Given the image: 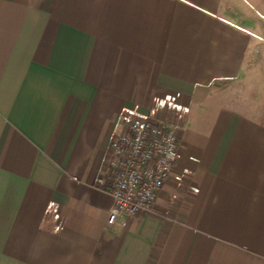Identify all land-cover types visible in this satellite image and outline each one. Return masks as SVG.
I'll return each instance as SVG.
<instances>
[{
  "label": "crops",
  "instance_id": "crops-1",
  "mask_svg": "<svg viewBox=\"0 0 264 264\" xmlns=\"http://www.w3.org/2000/svg\"><path fill=\"white\" fill-rule=\"evenodd\" d=\"M144 117L176 162L110 228ZM0 264H264V0H0Z\"/></svg>",
  "mask_w": 264,
  "mask_h": 264
},
{
  "label": "built area",
  "instance_id": "built-area-1",
  "mask_svg": "<svg viewBox=\"0 0 264 264\" xmlns=\"http://www.w3.org/2000/svg\"><path fill=\"white\" fill-rule=\"evenodd\" d=\"M178 154L175 126L149 117L133 120L113 147L105 190L112 197L106 225L125 226L130 217L153 208Z\"/></svg>",
  "mask_w": 264,
  "mask_h": 264
}]
</instances>
